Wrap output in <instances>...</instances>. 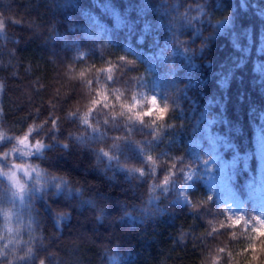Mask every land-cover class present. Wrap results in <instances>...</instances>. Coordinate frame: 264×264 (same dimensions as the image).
Wrapping results in <instances>:
<instances>
[{
	"label": "trees",
	"instance_id": "1",
	"mask_svg": "<svg viewBox=\"0 0 264 264\" xmlns=\"http://www.w3.org/2000/svg\"><path fill=\"white\" fill-rule=\"evenodd\" d=\"M148 67L168 111L131 129L117 98ZM206 113L251 155L224 176L251 214L264 0H0V264H249L253 230L201 180L177 200Z\"/></svg>",
	"mask_w": 264,
	"mask_h": 264
},
{
	"label": "rangeland",
	"instance_id": "2",
	"mask_svg": "<svg viewBox=\"0 0 264 264\" xmlns=\"http://www.w3.org/2000/svg\"><path fill=\"white\" fill-rule=\"evenodd\" d=\"M113 17L119 22V16L116 12ZM105 28L102 21L94 19L87 28V35L100 37L104 34ZM107 100H103L109 106L114 104L113 98L116 95L111 94L107 88L103 90ZM121 97V96H120ZM118 97L120 113L128 128L150 127L145 116L142 120L135 118L136 113H143L151 110L148 101L155 98L158 105L162 108L163 97L159 88V82L153 74L152 67H148L144 74L142 85L137 90L132 101L125 102ZM137 106L135 112H128L123 107ZM155 113V112H154ZM153 113V115H154ZM88 121V119H85ZM221 117L218 114L206 113L198 126L201 128V135L197 142L198 164L190 167L186 172V177L178 188L177 200L181 204L189 202L188 193L195 187V182L201 180L208 189L211 196H217L233 217H244V225L251 230L257 226L258 221H264V128L258 133V167L257 174L248 185V196L253 203V213L246 212L245 199L239 193L238 189L224 178L226 174L238 164L240 158H243L246 166H250L251 155L241 153L235 149L227 140L226 136L219 130ZM99 134V132H97ZM112 264H119L114 260Z\"/></svg>",
	"mask_w": 264,
	"mask_h": 264
},
{
	"label": "snow or ice",
	"instance_id": "3",
	"mask_svg": "<svg viewBox=\"0 0 264 264\" xmlns=\"http://www.w3.org/2000/svg\"><path fill=\"white\" fill-rule=\"evenodd\" d=\"M109 71H111L109 69ZM100 96V100H107V97L104 95L103 92L98 94ZM94 102V103H98ZM148 103L151 105V110L149 111H145L143 113H136L135 118L137 120H142L143 117L145 116H152L153 113L155 112L156 114V119L161 120L165 117L166 112L168 111V109L165 108H161L158 105V102L156 101L155 98H152L148 101ZM125 108L126 111L128 112H135L136 107L137 106H128V105H124L123 106ZM22 145L26 144V139H22L19 141ZM149 159L151 160V157H149ZM14 179V178H13ZM167 182V181H165ZM228 221L229 223L227 224L228 227H234V226H243L244 224V217L239 216V217H228ZM225 225H221V227H224ZM253 239L258 241V243L256 244H250L248 246V252L250 253H254V254H258V255H253L251 260L249 261V264H251L252 261H259L261 260V258H264V221H258L257 222V226L255 228H253ZM242 255L244 253H241Z\"/></svg>",
	"mask_w": 264,
	"mask_h": 264
},
{
	"label": "clouds",
	"instance_id": "4",
	"mask_svg": "<svg viewBox=\"0 0 264 264\" xmlns=\"http://www.w3.org/2000/svg\"><path fill=\"white\" fill-rule=\"evenodd\" d=\"M91 103V102H90ZM109 106H110V104H109ZM71 114V113H70ZM154 115H156L155 113H154ZM166 118V114H165V117L163 118V119H165ZM163 119H161V120H163ZM53 126H55V125H53ZM66 146V145H65ZM38 147H43V145L41 144V145H38Z\"/></svg>",
	"mask_w": 264,
	"mask_h": 264
}]
</instances>
